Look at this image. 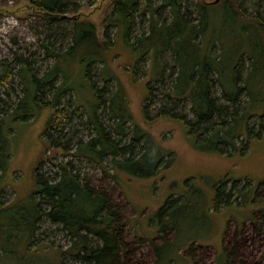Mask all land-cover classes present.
Masks as SVG:
<instances>
[{
	"label": "trees",
	"instance_id": "obj_1",
	"mask_svg": "<svg viewBox=\"0 0 264 264\" xmlns=\"http://www.w3.org/2000/svg\"><path fill=\"white\" fill-rule=\"evenodd\" d=\"M31 1L42 11L49 38L59 45L56 49L47 46L55 58L54 66L46 73L47 81L37 80L26 64L31 75L21 79L22 99L10 115L1 113L0 255L29 254L40 225L46 221L66 234L71 244L64 253L74 255L81 264H145L136 257L137 244L126 238L124 208L115 202L112 191L95 185L91 177L89 181L82 166L74 161H56L51 171H45L47 152L62 146L76 160L89 161L102 170L105 180L113 178L118 185L121 173L151 178L161 172L162 165H170L171 152L135 121L127 89L117 73L118 63L130 69L132 79L139 73L145 79V116L149 115L148 106L153 105L157 117L181 121L187 133L195 137V146L202 148L196 146L198 150L206 151L202 147L206 143L216 154H224L227 149L234 153L242 150V142L264 140V0H252L256 1L253 12L245 7L250 0H113L101 35L96 25L85 19L61 32L58 24L62 14L73 9V0ZM78 53L84 68L77 74L72 68L61 72V60L72 59ZM2 64L6 72L0 74V79L8 84L5 77H9V62ZM74 75L78 80H90V113L69 114L59 106H50L45 97L48 91L57 103L64 91H73L69 84L78 81L72 80ZM55 80L60 85L55 86ZM223 99L227 101L222 103ZM188 105L189 114L184 112ZM251 105L252 111L247 114ZM48 106L55 113L43 131L47 147L33 167V189L6 203L10 147L16 140L12 123L24 122ZM70 115L79 117L82 129L90 132L88 141L57 145V133L60 139L67 137ZM254 118V124L260 126L256 133L257 127L250 123ZM74 134L75 138L80 136L79 131ZM189 196L179 195L184 202ZM179 197L168 198L155 212L156 226L150 222L164 239L162 245H157L156 238L149 237L157 257L155 264L160 262V249L172 244L165 240L166 233H175L176 241L181 230L178 217L175 225L171 221L176 210L172 203ZM231 199L218 183L215 207L228 206ZM253 221L255 232L264 238V211ZM240 231L229 248L223 249V259L217 256L216 264H236L244 244L243 224ZM171 258L176 259L167 257V264Z\"/></svg>",
	"mask_w": 264,
	"mask_h": 264
},
{
	"label": "rangeland",
	"instance_id": "obj_2",
	"mask_svg": "<svg viewBox=\"0 0 264 264\" xmlns=\"http://www.w3.org/2000/svg\"><path fill=\"white\" fill-rule=\"evenodd\" d=\"M90 1L73 0V9L63 13V20L58 24L61 32L71 30L75 22L85 19L93 22L101 35L104 19L113 0ZM255 2L250 0L247 6L245 5L249 12H253L252 5ZM47 29L49 28L42 19V11L31 0H0V74L6 72L2 61L9 62V77H5L8 84H3L0 79V117L1 113L10 115L23 97L21 79L31 75L25 68L26 64L37 80L47 81L46 73L55 64V58L47 46L56 49L59 45L49 38ZM80 58L81 53H78L72 59L61 60V72H70L72 68L73 73H79V70L84 68ZM116 69L127 89L135 121L149 131L162 147L171 152L173 161L169 166L162 165L161 172L151 178H136L121 173L118 185L113 178L105 180L102 170L90 165L89 161L83 158L76 160L70 151L64 150L62 146L58 149L54 146L47 152L45 171H51L56 161H74L76 166H82L89 181L91 177L95 185L110 189L115 202L124 208L128 222L126 238L128 242L137 244L139 249L136 257L145 264H155L157 258L149 237L156 238L157 245L164 242V239L158 236V228L151 226H156L155 212L168 198H178L186 193L190 195L186 202L184 197H179L177 202L172 203L176 210L171 214V217H174L171 221L175 225V219L178 217L182 227L176 241L175 233H166L165 240L172 244L160 249L159 264H167L169 256L176 257L171 258L170 264H216L217 256L220 254L223 259V249L229 248L236 234H241L242 224L244 244L239 249L236 264H264V238L255 232L253 221L255 218L259 219L264 211V140L242 142L244 146L239 147L242 150L234 153L228 152L227 149L224 154H216L206 143L202 144L206 151H200L197 149L200 146H195V137L187 133V128L181 121L157 117V107L153 105L148 106L149 115L145 116L143 108L146 105V83L141 73L139 77L132 79L128 67L124 68L118 63ZM72 80L78 79L74 75ZM55 81V86L60 85ZM93 82L98 83L94 80ZM69 85L73 87V91H64L57 103L47 94L48 91L44 92L48 104L59 106L69 114L78 111L90 113V80L81 79ZM246 98L243 96V101H247ZM225 101L227 100H221L222 103ZM251 107L252 105L247 108V114L248 110L252 111ZM184 112L189 114V105ZM54 113L55 109L48 106L24 122L12 123V133L15 134L16 140L10 147L11 160L7 172L10 183L5 189L4 202L10 203L33 189V167L47 147L43 131L48 118ZM70 118L66 139H60L58 133L56 134L57 145H66L67 142L71 145L79 139L88 141L90 132L82 129L79 117L72 115ZM250 123L254 124L255 118L250 120ZM128 125L132 126L131 123ZM254 126L257 127L254 131L256 133L260 126ZM75 130L80 133L77 138ZM70 139L73 141L69 143ZM126 142H129V139ZM1 172L0 169V175ZM218 183L224 193L231 195L232 203L228 206L215 207L214 198ZM242 193H245V197H242ZM40 226V234L37 235L36 241L33 240L35 243L31 244L29 254L21 257L0 255V264H26V261L28 264H81L74 255L64 253L71 242L57 225L45 221ZM140 237L144 239L141 240ZM178 246L181 249L177 251Z\"/></svg>",
	"mask_w": 264,
	"mask_h": 264
},
{
	"label": "water",
	"instance_id": "obj_3",
	"mask_svg": "<svg viewBox=\"0 0 264 264\" xmlns=\"http://www.w3.org/2000/svg\"><path fill=\"white\" fill-rule=\"evenodd\" d=\"M215 1H219V0H215Z\"/></svg>",
	"mask_w": 264,
	"mask_h": 264
}]
</instances>
